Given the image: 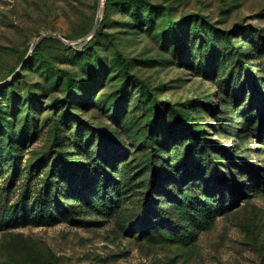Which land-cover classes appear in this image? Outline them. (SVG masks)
Segmentation results:
<instances>
[{"label":"rangeland","instance_id":"374dc122","mask_svg":"<svg viewBox=\"0 0 264 264\" xmlns=\"http://www.w3.org/2000/svg\"><path fill=\"white\" fill-rule=\"evenodd\" d=\"M0 264H264V0H0Z\"/></svg>","mask_w":264,"mask_h":264},{"label":"water","instance_id":"95a60500","mask_svg":"<svg viewBox=\"0 0 264 264\" xmlns=\"http://www.w3.org/2000/svg\"><path fill=\"white\" fill-rule=\"evenodd\" d=\"M100 7H101V5H100ZM100 7H99L98 15H97V20H96V22H95V26H94V29H93L92 37L95 36L96 31H97V28H98V26H99V22H100ZM51 36H53V35L50 34V33H46V34H42V35H40V36L37 38V40L35 41V43L33 44L32 48H31V51H34V49L36 48V46H37V45H38V44H39L44 38H46V37H51ZM58 37L64 39L62 36H59V35H58ZM92 37H91V38H92Z\"/></svg>","mask_w":264,"mask_h":264},{"label":"trees","instance_id":"16d2710c","mask_svg":"<svg viewBox=\"0 0 264 264\" xmlns=\"http://www.w3.org/2000/svg\"><path fill=\"white\" fill-rule=\"evenodd\" d=\"M97 38H98V34L95 35L94 38H93L91 41H89L88 45L91 44L92 42L96 41ZM43 43H44V42H42L40 45H42ZM40 45H39V46H40ZM37 46H38V45H37ZM86 47H87V46H82L81 48L84 50ZM37 49H38V48H37ZM37 49H36V50H37ZM36 50H35V51H36Z\"/></svg>","mask_w":264,"mask_h":264}]
</instances>
